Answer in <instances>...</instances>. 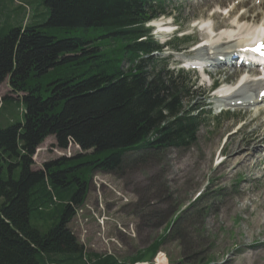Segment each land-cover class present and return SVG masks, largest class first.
I'll return each mask as SVG.
<instances>
[{"label": "trees", "instance_id": "16d2710c", "mask_svg": "<svg viewBox=\"0 0 264 264\" xmlns=\"http://www.w3.org/2000/svg\"><path fill=\"white\" fill-rule=\"evenodd\" d=\"M22 1L0 0V86L8 80L24 106L20 122L0 127V264H130L87 254L69 224L94 171L120 170L132 151L196 143L206 124L195 100L202 89L154 57L163 48L146 25L168 14L160 0H40L48 19L34 13L25 27L12 7L26 14L32 0ZM89 29L102 35L50 33ZM50 137L84 153L34 171Z\"/></svg>", "mask_w": 264, "mask_h": 264}, {"label": "rangeland", "instance_id": "374dc122", "mask_svg": "<svg viewBox=\"0 0 264 264\" xmlns=\"http://www.w3.org/2000/svg\"><path fill=\"white\" fill-rule=\"evenodd\" d=\"M228 1L227 7L237 0ZM165 2L171 17L154 22H164L171 32L163 33V39L153 34V40H170L178 29L179 37L190 36L189 44L182 40L179 53L171 45L155 57L167 61L169 69H181L187 59L195 57L192 51L211 37L196 26L197 21L218 5ZM250 3L240 8L248 10ZM27 7L19 26L25 27L34 13L40 22L48 19V9L40 0H32V7ZM256 12L250 17L259 15ZM154 22L146 27L155 28ZM213 22L216 26L225 23L223 17ZM50 33L60 39L102 35L93 29ZM192 72L203 92L195 100L198 106L206 102L208 112L196 143L186 149L132 151L125 154L120 170L91 173L85 202L69 224L87 254L111 255L130 264L264 263V114L257 117L254 109L245 108H229L230 116L220 113L218 88L211 92L210 86L237 85L242 73L234 76L230 68L211 69L206 71L208 80ZM22 96L13 92L8 80L0 86V127L22 120ZM253 140L256 148L246 153L253 154L248 162L229 161L236 149L246 148ZM55 145L56 139L50 137L38 148L34 171L48 162L84 153L76 145L67 150Z\"/></svg>", "mask_w": 264, "mask_h": 264}, {"label": "bare ground", "instance_id": "6f19581e", "mask_svg": "<svg viewBox=\"0 0 264 264\" xmlns=\"http://www.w3.org/2000/svg\"><path fill=\"white\" fill-rule=\"evenodd\" d=\"M202 1H204L205 6H211L213 4H217L218 6H225L226 2L229 3L228 0ZM248 1L249 0H237L235 3L227 7L228 12L224 11L225 13L219 14V11L217 10L214 13L208 14L207 17L202 21H197V23L199 22L198 27H201L205 34L209 33L211 37L205 40L206 47L202 45L198 50V53H196L197 55L201 56L199 60H187L185 62L187 65L190 64V66L192 67L195 66L199 70H203L204 66H206L205 64L210 63L211 56L213 54L214 56L221 55L218 53L224 51L227 52L228 50L236 48L237 46H240V44L245 43L249 40H253L256 37L260 40L264 39V0H250V4L254 6H251L242 14L238 13L240 7L243 8L245 6H248ZM198 4H200V1H198ZM259 10H261V12L258 13L259 15L250 17V14L252 12H254L255 14V12ZM218 17H223L225 21V23L221 26H216L213 22V20ZM160 23L162 22H157L155 23V25L159 27L160 30L165 29L161 26ZM216 29H219L220 32H218V34L213 37V33L216 32ZM241 70L243 71V73L240 70L233 71L234 76L238 74L241 75L242 73L237 85H231L227 83L219 87V94L220 96H222L219 100V106L220 108L245 107V109H254L253 111L257 113V117H261L262 114H264V80L260 77L261 74L256 68L244 66ZM263 125L264 121L261 123V126ZM248 144L249 145L246 148L236 149L235 154L230 158L229 161L234 163L238 162V164L240 162L242 164L248 162L250 158L253 157V154L248 153L246 155V153L248 151L250 152L251 149L252 151L255 150L256 142L255 140H253ZM244 155H246V157H244ZM238 164H236V166Z\"/></svg>", "mask_w": 264, "mask_h": 264}, {"label": "snow or ice", "instance_id": "6c2138e0", "mask_svg": "<svg viewBox=\"0 0 264 264\" xmlns=\"http://www.w3.org/2000/svg\"><path fill=\"white\" fill-rule=\"evenodd\" d=\"M248 51H254L257 52L259 55L264 56V43L257 45L256 47L252 49H246Z\"/></svg>", "mask_w": 264, "mask_h": 264}, {"label": "crops", "instance_id": "0c3cea01", "mask_svg": "<svg viewBox=\"0 0 264 264\" xmlns=\"http://www.w3.org/2000/svg\"><path fill=\"white\" fill-rule=\"evenodd\" d=\"M20 1H22V0H20ZM24 1V0H23ZM22 1V2H23ZM25 2V1H24ZM17 4V3H16ZM13 5L12 7L13 8H15V10H17L19 13H20V16H21V21L24 19V15H25V10L24 9H21V8H19V6H18V4L17 5ZM24 4V3H23ZM25 4H27L28 5V3L27 2H25ZM24 4V5H25ZM21 21H20V23H21Z\"/></svg>", "mask_w": 264, "mask_h": 264}]
</instances>
